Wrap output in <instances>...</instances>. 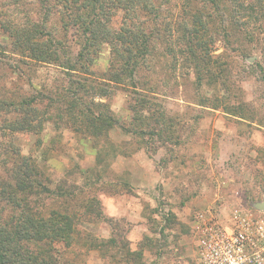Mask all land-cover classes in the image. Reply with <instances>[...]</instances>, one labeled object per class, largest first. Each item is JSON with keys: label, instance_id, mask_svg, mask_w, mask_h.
<instances>
[{"label": "rangeland", "instance_id": "obj_1", "mask_svg": "<svg viewBox=\"0 0 264 264\" xmlns=\"http://www.w3.org/2000/svg\"><path fill=\"white\" fill-rule=\"evenodd\" d=\"M156 2L162 16L151 15L146 26L149 36L160 30L150 42L153 55L134 84H118L109 76L106 42L72 73L57 63H19L27 59L13 54L1 27L14 1L0 0V93L6 86L17 98H50L33 104L31 131H0V182L12 184L14 162L30 157L51 192L36 203L45 216L63 207L76 214L75 239L56 244L54 264H202L197 246L206 226L264 227V20L239 17L242 30H255L250 41L235 35L243 57L217 36L211 75L199 81L194 64L177 53L176 0ZM121 14L114 12L113 30ZM11 16L20 26L22 14ZM55 16V38L72 58L83 39L77 26L65 28ZM77 83L87 89L77 90L81 103L71 110ZM82 114L106 115L117 125L94 131ZM5 115L0 124L19 114Z\"/></svg>", "mask_w": 264, "mask_h": 264}, {"label": "trees", "instance_id": "obj_2", "mask_svg": "<svg viewBox=\"0 0 264 264\" xmlns=\"http://www.w3.org/2000/svg\"><path fill=\"white\" fill-rule=\"evenodd\" d=\"M13 1L14 7L4 14L5 19L1 27L3 35L13 41V54L28 60L27 63V60H18L25 65H30L29 61L42 64L57 63L66 73L76 72L82 69L84 61L92 63V56L99 50L100 43L106 42L110 52V78L118 84L125 83L126 79L134 84L144 64L153 55L150 45L153 36L160 33L159 28L154 27L152 35L149 36L146 28L151 15L155 21L162 16L160 12L163 4L157 5L155 0ZM176 8L181 17L175 32L176 47L179 48L177 53L194 64L199 81L211 75V47L217 36L220 35L226 44L232 45L229 47L230 52L243 57L247 52L239 44V36L235 35L241 32L250 41L255 30H242L237 23L239 17L247 14L249 17H255L257 21L264 20V0H176ZM16 10L23 17L20 26L18 22L11 20H15L11 15H15ZM117 10L122 13L121 22L119 29L113 30L110 22ZM34 13L41 15L38 20L33 19ZM58 14L62 15L63 26H77L78 35L83 39L72 58L67 46L55 38L56 32L50 18L56 15L54 19H58ZM9 83V86H13V82ZM84 87V84H78V87L74 88L75 96L70 95L71 100L66 107L75 110L79 106L81 102L76 97L77 90L87 89ZM1 90L3 92L0 93V119L2 115L11 113H18L20 116L17 115L12 120L3 119L0 131H31L33 104L42 100L50 101V98L39 93L30 96L22 94L21 98H17L6 86ZM62 99L64 98L57 101L63 103ZM82 117H85V120ZM81 121L87 123L94 131L117 125L116 120L102 114H82ZM14 163L16 166L10 170L13 183L7 180L0 182V264H54V254L59 252L56 244L63 242L67 246L75 239L71 232L76 214H69L63 207L61 211L55 210L50 216H45L36 204L39 198L51 194L42 175L35 171L34 162L30 157L18 156ZM56 198L64 200L66 197L64 193L58 192ZM95 204L98 206L99 203L96 201ZM87 209L84 208L89 212ZM7 210L10 215L5 214ZM95 216L99 218L100 213ZM94 242L95 240L86 238V243L99 247Z\"/></svg>", "mask_w": 264, "mask_h": 264}, {"label": "built area", "instance_id": "obj_3", "mask_svg": "<svg viewBox=\"0 0 264 264\" xmlns=\"http://www.w3.org/2000/svg\"><path fill=\"white\" fill-rule=\"evenodd\" d=\"M197 255L202 264H264V227L214 222L202 231Z\"/></svg>", "mask_w": 264, "mask_h": 264}, {"label": "water", "instance_id": "obj_4", "mask_svg": "<svg viewBox=\"0 0 264 264\" xmlns=\"http://www.w3.org/2000/svg\"><path fill=\"white\" fill-rule=\"evenodd\" d=\"M259 209L263 210L264 209V203H261L259 206H258Z\"/></svg>", "mask_w": 264, "mask_h": 264}]
</instances>
